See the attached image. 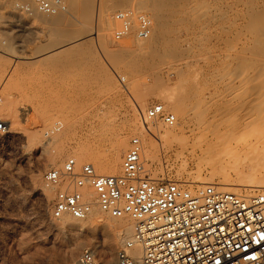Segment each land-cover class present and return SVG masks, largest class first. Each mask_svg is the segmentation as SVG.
Instances as JSON below:
<instances>
[{
	"label": "rangeland",
	"instance_id": "rangeland-1",
	"mask_svg": "<svg viewBox=\"0 0 264 264\" xmlns=\"http://www.w3.org/2000/svg\"><path fill=\"white\" fill-rule=\"evenodd\" d=\"M14 1L0 0V122L5 123V130L0 131V264H67L71 251L76 260L84 249L102 248L107 240L116 238V230L104 227L109 216L97 206L87 220L97 227L93 231H75L70 226L75 219L69 216L54 219V191L46 187L43 173L61 167L69 158L77 166L91 164L123 141L125 148L116 169L95 170L100 175H120L129 140L136 136L151 179L177 181L189 189L199 185L190 179L197 162L185 153L188 161L182 170L175 150L186 143L182 132L185 137L190 135L186 124L200 119L198 114L237 120V115L225 109L228 104L224 107L228 99L223 96L221 73L233 70L234 64H227L228 53L250 64L247 73L254 68L252 52L241 48L246 27L254 26L251 19L260 14L264 18V0H158L166 4L164 8L150 0L162 10L158 11L163 22L159 32L151 23L148 39L133 34L120 41L113 38L118 25L112 16L120 10L143 13L139 0H79L75 7L67 0V13L55 20L21 16L14 11ZM86 2L91 6L85 10ZM145 15L149 18L150 14ZM102 33L104 41L98 37ZM234 40L237 47L231 50ZM241 89L235 87L232 92L241 98L250 90L246 86L247 93H242ZM199 91L205 95L223 92L220 95L226 101L219 97L206 104L207 96ZM171 101L176 102L175 107ZM261 101L264 105V98ZM154 105H162L174 116L177 136L171 149L155 146L145 157L147 139L158 144L151 131L159 129L163 134V129L173 127L161 119H147L143 124L148 131L140 127L142 115ZM260 151L252 154L253 160H259ZM205 173L203 178L208 181ZM229 178L235 179V175ZM212 182L215 185L218 180ZM235 189L227 191L249 193L254 188ZM122 242L117 241L115 252Z\"/></svg>",
	"mask_w": 264,
	"mask_h": 264
},
{
	"label": "built area",
	"instance_id": "built-area-1",
	"mask_svg": "<svg viewBox=\"0 0 264 264\" xmlns=\"http://www.w3.org/2000/svg\"><path fill=\"white\" fill-rule=\"evenodd\" d=\"M13 8L26 17L67 13L65 0H16ZM112 19L118 25L115 41L129 34L138 39L151 35V21L143 13L120 10ZM145 117L161 119L167 127L175 123L162 105L149 108ZM4 130L5 123L0 122V131ZM141 153L135 136L121 160L120 175L97 174L91 164L77 166L73 158L43 173L46 187L54 191V219L85 220L97 206L111 218L133 223V237L122 242L112 263L84 249L74 264H264V192L236 194L213 184L189 189L177 181L153 180ZM86 189L93 198H84ZM136 246L141 251L138 257L131 255Z\"/></svg>",
	"mask_w": 264,
	"mask_h": 264
},
{
	"label": "bare ground",
	"instance_id": "bare-ground-1",
	"mask_svg": "<svg viewBox=\"0 0 264 264\" xmlns=\"http://www.w3.org/2000/svg\"><path fill=\"white\" fill-rule=\"evenodd\" d=\"M139 1L141 2V0ZM149 1L150 0H148V2L144 0L142 4L139 2L142 6H139L140 4L138 3V8L140 7V10H142L143 13L150 14L149 18L151 20V23L154 24L156 32H159L158 30H160V24L163 23V22L160 23L161 17H162V14L160 13H162V10L160 12V9L158 10L160 6L158 7L157 5L156 7L155 5L156 3L161 5V3L163 2H161L162 1L161 0L160 3H158L159 1L156 0L155 5H151V2L149 3ZM70 2L74 5V7L80 4L79 0H72ZM83 4L85 6V10L87 7H89V5L91 6L89 2H86ZM134 6H136V4ZM165 6L166 4L163 5L162 8H164ZM108 8H109V5H108ZM38 16L35 15L34 17H38ZM262 16L263 15L261 14L260 16H256L254 18L253 16H251L253 19L249 17L251 20L254 21V26L246 27L245 32L247 33V38L245 39V41L243 40L244 42L242 43V48H241L243 51L252 52L251 60L254 65V68L251 70L250 73H247L246 71L250 64L248 63L246 64L243 58H237L236 55H235L236 57H232L233 54L231 56L230 55L231 53L229 54L227 52L228 53L226 54V58L228 59L227 64L232 65L233 63L234 64L232 68L233 70L229 73H225V74L221 73L222 79H224L223 81H225V85H226V86L224 85L225 89H224L223 96H225L228 99L224 107H226V105L228 104L225 109H228L227 111L228 113L237 115L238 116L237 120L236 119L234 120L225 119L220 115H213L210 117L207 116L206 118L204 116L201 117V115L198 114L200 116V119L195 120V122L192 125L186 124V129H188L190 135L185 137L184 132H182L183 140H185L186 143H184L183 145H179V148L181 150H175L176 151L175 156L178 159V161L180 159L179 162L181 163H179L180 164L179 166L182 170L186 168L187 161H188L184 155L185 153L190 155L191 158L197 162L196 171H194L193 174H190V179L192 180V182L199 184V185H196V187H199L204 184L214 185L212 180L217 179L218 183H215V185L224 186L223 187L224 191H227V190L235 191L236 187H245V188H254V189L248 190L249 193L251 191L256 190L255 188L263 189V192H264V149L262 150L260 147L263 145V144L261 145V143H263L262 140L264 141V105H262V101H261V99L263 100L264 98V95H263L264 94V18L260 19V17ZM54 17H57L58 19V16H54ZM11 25L14 26V24H11ZM236 30L235 32H239ZM240 34H242V32ZM129 35H133V34H129ZM98 37L102 38V40L104 41L105 33L98 34ZM135 41H139V40H134V42ZM140 42H137L135 44H137V46H140ZM152 43L155 44L154 41H152ZM236 47L237 45L235 43V40L234 42H230L229 48L231 50H235ZM136 51L138 52V49ZM246 86H248L250 90L244 89V87ZM235 87L241 91H242L241 88H243L242 93H245V92L247 93V91L245 90H248V93L246 95L244 94L245 96L242 94L244 97H242L241 95V98L240 97L238 98L236 96L237 94H234L232 92V89H234ZM199 92L200 94H202L203 91H199ZM222 93L223 92H221L220 94ZM220 94L216 92V93H212L209 95H205V93L203 92V95L205 97L207 96L206 98H208V102L206 104H209V102H213V101L215 102L217 99L219 100V97L223 99L224 97L222 98ZM226 98H224V100ZM170 105L172 107H175L176 102L171 101ZM203 106H206V105L204 104ZM7 109L9 111V108ZM193 110L194 109H192V111ZM192 111L190 110V112ZM193 113H194L193 116L196 115L195 114L196 112H193ZM183 116L184 117L186 116V112H185V115L183 114ZM146 121H147V118L145 117V115H142V121L140 122V127H143L146 129V131H148V128L144 127V124H143ZM50 126L51 125H49V129H50ZM51 129H53V126ZM196 130L197 132H195ZM151 134H153V137L155 136V140L157 141L158 144H154L151 138L147 139L148 147L144 153L145 157H149L151 155V150L155 146H158L160 147V149H163V150L171 149L173 147V142L177 136L174 126L172 128L163 129V134L160 132L159 129H157V132L151 131ZM124 148H125V143L123 141H118L115 145L112 146L111 150L106 155L95 158L92 161L91 165L93 166L95 170L100 169L102 171H110V172L113 171L114 169H116L118 165L120 153L122 150H124ZM260 149L262 152L260 151ZM259 151H260V157L258 158L259 160L258 159H257L258 161H255L256 159L253 160L252 154H256V152H259ZM221 156L222 158H224V156L225 157L227 156L229 157V159L219 160L218 158H220ZM248 156L251 159L248 158ZM79 157L77 159H79ZM257 157L258 156H256V158ZM246 158L248 161L246 160ZM205 172H208V175H209L207 176L209 177V179H207L208 181H205L203 178ZM230 174H234L235 179L234 178L230 179L229 178ZM37 178L36 180L40 179V178L38 179ZM236 194H240V193H236ZM93 197H94V194L90 189H86L84 191V198L90 199ZM101 213L105 214L103 212ZM64 217H67V216H64ZM97 217H99V215ZM87 220L88 218H86L85 220L75 219L76 223H73L70 226L75 231L76 229H80V230L87 229L89 231L95 230L97 227L95 226L94 222L89 223ZM119 220L120 219L109 217V219L107 218L105 220V225H104V227L108 228L109 230L111 229L116 230V238L114 237V238H110V240H107L106 241L107 243L104 244L102 248H96V247L91 248L95 256L104 263H112L114 261L115 256H116L115 249H116L118 240L122 242L123 240L124 241L129 240L133 237V223L130 220H128L129 222L128 221L122 222L121 220L120 221ZM101 230L102 228L100 229V231ZM72 252L73 251H71L70 256L67 257L69 264H72V263L74 264L76 261L75 253L74 252L72 253ZM114 252H115V256H114ZM140 254H141V251L138 246H136L131 251L132 256L138 257L140 256Z\"/></svg>",
	"mask_w": 264,
	"mask_h": 264
}]
</instances>
